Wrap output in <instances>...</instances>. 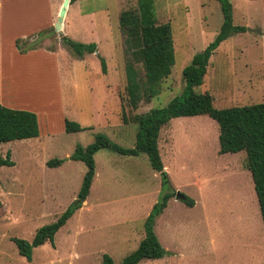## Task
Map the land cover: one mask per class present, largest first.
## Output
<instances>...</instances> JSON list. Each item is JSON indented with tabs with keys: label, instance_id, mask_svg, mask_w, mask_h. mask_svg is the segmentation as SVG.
I'll use <instances>...</instances> for the list:
<instances>
[{
	"label": "rangeland",
	"instance_id": "374dc122",
	"mask_svg": "<svg viewBox=\"0 0 264 264\" xmlns=\"http://www.w3.org/2000/svg\"><path fill=\"white\" fill-rule=\"evenodd\" d=\"M230 1L234 24L247 30L218 46L197 88L212 94L217 108L264 102V0ZM63 2L0 0V102L35 112L39 125L37 137L0 143V157L9 153L15 162L0 167V264H101L104 254L119 264L138 247L163 193V176L145 153L107 149L95 155L91 192L54 245L34 248L29 261L12 238L32 240L77 200L87 170L71 158L77 145L87 146L98 133L135 145L134 116L182 95L184 68L223 23L218 0H154L158 22L172 25L176 60L159 93L134 108L125 67L133 61L129 30L140 27L138 1L70 2L64 36L98 47L83 57L54 30ZM17 39L35 42V48L21 53ZM97 53L106 59V73ZM136 66L144 77L141 63ZM66 118L83 130L67 132ZM159 149L175 192L154 223L168 253L139 264H264V223L246 151L221 154L219 125L207 115L173 118L160 132ZM57 158L64 159L60 166L47 165ZM177 192L194 199V206L177 199Z\"/></svg>",
	"mask_w": 264,
	"mask_h": 264
},
{
	"label": "trees",
	"instance_id": "16d2710c",
	"mask_svg": "<svg viewBox=\"0 0 264 264\" xmlns=\"http://www.w3.org/2000/svg\"><path fill=\"white\" fill-rule=\"evenodd\" d=\"M77 0H71L74 3ZM140 27L129 30V41L132 42L133 61H128L126 71V92L131 107L137 108L143 100H150L159 93V84L169 77L175 64V48L173 28L170 22L159 23L156 15L154 0H137ZM221 4L223 23L215 40L196 53L191 62L183 70L184 89L181 96L173 98L167 106L152 108L148 112L136 114L133 118L137 124L136 142L133 147H125L113 141L108 135L98 133L92 143L87 146L77 145L71 156L87 166L77 200L52 223L37 229L32 240L13 237L19 254L31 261L33 250L46 242L55 244L57 232L82 207L88 198L96 175L95 155L101 149H107L122 155L138 156L145 153L151 167L162 173L164 190L158 203L147 217L144 227L145 236L138 247L125 256L119 264H139L146 259H160L168 251L161 244L154 230V223L175 192L169 188V181L164 170V162L159 149V137L162 128L173 118L182 116L207 115L219 125V152L237 153L245 150L247 167L251 172L259 207L264 223V102L252 103L228 108H217L214 97L209 92H199L197 88L204 83L210 58L218 46L235 33L247 30L245 25H236L233 20V4L230 0H218ZM43 34V32L41 33ZM63 43L78 56L86 53H95L98 49L96 42H78L64 36ZM16 44L21 53L35 48V42ZM99 55V53H97ZM100 56L102 71L107 72V63ZM136 63H141L144 77ZM127 121V120H126ZM67 132L83 130L80 123L65 119ZM39 136L37 114L26 109H16L3 105L0 102V143L14 140H23ZM64 159H51L47 162L50 167L60 166ZM10 154L0 157L1 166H14ZM1 184V180H0ZM185 202L194 206L195 201L186 196ZM0 207L2 202L0 201ZM101 264H117L109 254H104Z\"/></svg>",
	"mask_w": 264,
	"mask_h": 264
},
{
	"label": "water",
	"instance_id": "95a60500",
	"mask_svg": "<svg viewBox=\"0 0 264 264\" xmlns=\"http://www.w3.org/2000/svg\"><path fill=\"white\" fill-rule=\"evenodd\" d=\"M70 2H71V0H64L63 6H62V8L60 10V14H59L58 20H57V22L54 25V30L61 37H64L63 22H64L66 14H67ZM248 30L252 31V32H259V33L261 32L259 29H255V28H249ZM176 198L180 199V200H185L186 196L184 194H182L181 192H177L176 193Z\"/></svg>",
	"mask_w": 264,
	"mask_h": 264
},
{
	"label": "crops",
	"instance_id": "0c3cea01",
	"mask_svg": "<svg viewBox=\"0 0 264 264\" xmlns=\"http://www.w3.org/2000/svg\"><path fill=\"white\" fill-rule=\"evenodd\" d=\"M67 14H68V11H67ZM64 26H66V25H65V22H64L63 27H64ZM64 31H65V33H66V29H65V28H64ZM104 85H105V84H104ZM105 86H106V85H105Z\"/></svg>",
	"mask_w": 264,
	"mask_h": 264
}]
</instances>
